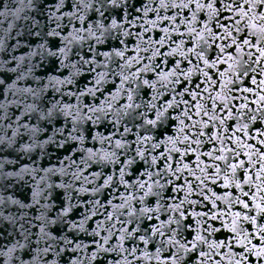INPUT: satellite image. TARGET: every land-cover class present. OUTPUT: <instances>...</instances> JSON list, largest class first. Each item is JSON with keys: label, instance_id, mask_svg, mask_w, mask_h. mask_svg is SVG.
Here are the masks:
<instances>
[{"label": "snow or ice", "instance_id": "6c2138e0", "mask_svg": "<svg viewBox=\"0 0 264 264\" xmlns=\"http://www.w3.org/2000/svg\"><path fill=\"white\" fill-rule=\"evenodd\" d=\"M153 3L155 7L142 3L141 8L136 9L138 13L143 11V16L137 19L144 20L148 27L142 25V31L135 34L139 41L134 49L136 55L127 58V41L121 39V36L133 35L125 30V25L131 24L127 14L124 17L112 16L107 26L104 23L109 19L105 13L121 8V0H75L68 3L55 0L49 4L48 21L56 22V28L45 33L48 37H60L57 29L63 30L59 23L63 18H68L69 24L77 20L83 25L88 20L86 13L91 11L99 19L87 27L74 26L73 31L63 38L66 41L64 46L57 47L56 51L40 44L41 52L33 55H62L65 60H70L72 49L69 45L89 38H94L100 45L105 43V38L117 40L124 48L94 52L91 60L81 57L70 65L75 70L74 75L81 74L83 65H92L87 71L94 73L92 87L79 94L67 93L75 97L76 104L49 100L50 107H40L43 91L53 88L59 92L57 85L73 82L68 78L60 80L50 75L49 83L38 89L20 88L17 81L24 80V75H18L10 84L0 79V95L5 97V101L0 102L3 119L9 120L7 113L13 104L18 109L23 105L21 115L28 119L32 113H38V120L44 122H51L54 114L57 117L63 115L66 120L71 118L72 131L68 139L81 144L89 137L93 141L92 147L82 149L85 154L81 156V163L85 167L99 163L120 165V157H126L123 166L117 169L118 179H114L115 172L112 175L93 173L94 177H105L103 184L93 189L94 193L117 183L128 194H121L120 204L107 200L113 212L107 213L106 219L111 221L115 217L120 225L119 236L115 245L105 247L114 233L108 229L109 235L103 237L101 243L96 239L99 233L94 229L92 243L97 247L88 257V264L106 253L119 256L108 264H264V131L257 129V136L253 137L256 144L243 138L249 135L250 125L264 121V78L258 79L264 77V0H153ZM65 7L71 10L64 12ZM172 10V15H161ZM149 13H155L156 19H145ZM160 22H167L170 27L159 28ZM210 24L215 27H210ZM157 28L155 39L151 36L144 39ZM82 33H87V36ZM36 35L40 36V33L36 32ZM52 47L56 45L53 43ZM165 47L169 49L167 52L162 51ZM89 52H93L91 45ZM96 56L107 59L98 62ZM13 59L23 61L24 57ZM109 62L115 67H111ZM60 64L69 67L63 61ZM7 71L16 72L17 69ZM109 76L118 79L119 84L113 83L106 89L103 86L108 83ZM201 77L202 82L197 83ZM248 80L255 87L239 88L240 83L247 84ZM237 89L255 95V100L249 102L245 95L242 97L244 103L234 110L231 101L235 97L231 93ZM17 93L24 99H7L8 94L16 96ZM29 95L34 98L32 103H26ZM81 97H91L92 103L83 102ZM193 115L206 119L194 120ZM16 120L19 121L20 116ZM86 124L102 126L107 134L97 131L92 135V128L83 127ZM6 127L11 129L12 124L9 122ZM21 128L31 133L32 143L22 144L20 151L31 152L41 146L38 134L42 129L38 124L31 127L17 124L11 137L6 133L0 137V145L12 147L17 137L22 138ZM117 135L119 139H115ZM132 136L135 139H130ZM96 142L110 145L111 149L101 147L94 151ZM207 146H211V150L199 151ZM193 154L196 156L195 167L183 163L185 159L191 160ZM241 155L247 157V163L239 159ZM202 156L211 163H205ZM138 162L139 166L133 168ZM10 163L12 161L0 163V176L6 178L37 172L27 165L19 172L2 171L4 165ZM72 163L75 164V160ZM127 168H133L136 179H126L129 176ZM41 170L49 174V178L57 171L53 168ZM59 171L63 172V169ZM197 171L200 175L196 174ZM184 172L192 179L183 177L181 174ZM73 176L80 179L78 173H73ZM44 180L45 177H41V181ZM220 181L222 191L217 194L213 188ZM56 187L67 188L69 185ZM236 190L240 195H235ZM193 195L200 199H193ZM41 199L46 197L37 184L32 190V203L11 200L20 209L39 205L35 209L38 214L34 217L38 222L34 226L39 228V232H31L32 221L24 219L23 215L4 217L13 224L17 220L23 221L19 224L18 234L27 243L14 239V242L0 247V264H57L45 257H59L66 250L70 256L68 264H82L76 253L79 249L87 250L88 245L81 243L70 249L72 241L50 227L65 222L72 206L63 207L56 218H51V205L41 204ZM89 203L93 206L92 216L96 215L94 209L97 206L105 207L99 200ZM237 205L239 209L232 211ZM92 216H85L79 223L71 222L70 229L86 231L85 222ZM26 224L30 227H25ZM217 234L223 235L224 239L213 238ZM33 235L36 237L34 242L31 240ZM41 241L44 242L43 247ZM126 242H130L131 247H126ZM18 250L23 252V256L17 255Z\"/></svg>", "mask_w": 264, "mask_h": 264}, {"label": "water", "instance_id": "95a60500", "mask_svg": "<svg viewBox=\"0 0 264 264\" xmlns=\"http://www.w3.org/2000/svg\"><path fill=\"white\" fill-rule=\"evenodd\" d=\"M68 2H75V0H66V3ZM53 3H55V0H0V79H4L7 84H10L12 81L16 80L18 75H24V80L17 81L18 86L20 88L32 87L34 89L41 88L44 84H48V77L50 75L57 76L60 80L68 78L73 81L71 84L66 83L64 85H57V87L60 88L59 92H56L53 88L45 89L41 94V99L43 101L40 105L41 108L50 107L51 105L48 103L49 100H52L53 102L59 100L65 103L76 104L77 101L75 97H70L67 93L73 92L79 94L80 91H86L87 88L93 86L94 73L87 71V69L92 65H83L81 74L77 76L74 75L75 70L71 68V64L77 63L81 57L91 60L94 52L111 51L113 47L124 48V45H120L117 40L105 38V43L100 45L96 43L94 38H89L69 45L72 49V52L69 53L70 60H65L62 55L58 57H50L46 53L33 55V53L41 52L38 47L40 44H45L46 48L51 47L53 51H56L57 47L64 46L66 41H64L63 38L68 36L69 32L73 31L74 26L77 28L87 27L89 23L99 19V17L91 11L86 13L88 20L84 22L83 25L77 20H73L72 23L69 24L68 18H63L59 21V23L62 24L63 30L57 29V31H60V37H48L45 33L56 28V22L49 23L48 21L47 6ZM142 3L147 4L149 7H155L153 0H121V8L113 10L110 13H105V15L109 17V19L104 21L106 26L110 24L112 16L118 15L119 17H124L125 14H127V20L131 21L130 25H125V30L133 33V35L130 37L121 36V39L127 41L128 52L126 53V58L127 56L136 55L134 49L136 43L139 41L136 39L135 34L142 31V25L144 27H148V25L144 24V20L137 19L138 16H143V11H140L139 13L136 11V9L141 8ZM69 10H71L69 7H65L63 9L64 12H68ZM173 11L174 10L162 12L161 15H172ZM181 18L182 16L177 18V23ZM145 19L154 20L156 19V15L155 13H149L148 17ZM166 26L170 27L167 22L159 23V28ZM210 27H215V25L210 24ZM159 28L153 29L144 37V39H147L149 36H151L152 39H155L156 32L159 31ZM180 30L183 31V26H181ZM36 32H39L40 36H37ZM115 34L116 33H114V35ZM82 35L87 36V33H82ZM97 35H99V33H97ZM173 38H175V34H173ZM184 39L187 41V35H185ZM46 41L48 43H46ZM53 43L56 47H52ZM89 45L92 46L93 52H89ZM168 50L169 49L167 47L162 49L163 52H167ZM141 54L150 55L151 53ZM13 57H24V60L20 61L13 59ZM95 59L98 62H103L106 61L107 58L103 56H96ZM113 59L119 58L113 57ZM61 61H63L64 64L69 65V67H62L60 64ZM109 63L111 64V62ZM18 64L19 68L17 67ZM111 67L114 68L115 64H111ZM184 67L187 68V65L185 64ZM201 67H203V65H201ZM7 69H17V71L11 72L7 71ZM261 78L264 77H258V79ZM244 79L247 80L248 78ZM193 80H195V76L193 77ZM202 80L203 77L200 78V81L196 82L200 83ZM113 83L118 85L119 80L109 76L108 83L103 87L106 89L111 88ZM203 86L206 85H202V87ZM246 86L255 87L251 85L250 80H248L247 84H239V88ZM177 88L179 89V86H177ZM213 95H215V93H213ZM231 95L235 97V99L231 101L234 110L238 108L240 104L244 103L242 97L245 95L248 96L249 102L255 100V95L251 93H242L238 89L232 92ZM97 96H99V93H97ZM99 98L103 99V97ZM185 98L190 99V97ZM7 99L23 100L24 97L19 93H17L16 96L8 94ZM33 99L34 98L29 95L26 103H32ZM81 100L85 103H92L91 97H88L87 99L81 97ZM4 101L5 97L0 95V102ZM22 109L23 105H21V108L19 109L14 104L10 105L7 113L9 120L3 119L4 112L0 110V137H3L5 133L11 137L12 130L16 129L17 124H28L29 127L33 124H38L42 129V131L38 134V140L41 146L34 148L31 152L20 151L22 144L32 143L31 133L25 132V130L21 128L19 131L22 134V138L17 137V142L12 147H9L7 144L0 145V163H3L4 161H12L10 164H5L2 171L19 172L21 168L27 165L29 169H37V172L35 174L21 173L20 176L6 178L0 176V200L4 201L3 203H0V247L8 245L10 241L14 242V239H19L21 243H27V241H24L18 234L20 231L19 224L23 221L17 220V222L13 224L10 221L5 220L4 217H21L23 215L24 219L32 221L33 226H31V232H39V228L34 226L38 224L34 217L38 214L35 209H38L39 205H35L33 208L20 209L18 205L11 203V200H19L26 204L32 203V190L37 184H39L43 189L44 196L46 197V199H41V204L51 205V218H56L63 207L68 205L72 206V211L65 218V222L50 225V227L54 229L55 232L66 236L68 240L72 241V244L69 246L70 249H75L76 245L81 243L88 245L87 250L79 249L76 253V255L81 259L82 264H88V257L91 256L92 252L95 251L97 247L92 243L93 237L91 234L94 229L99 233V235L96 236V239L101 243H103L102 238L109 235L108 229H111L114 233L111 242L105 245V247L115 245L116 237L119 236L120 225L115 217L111 221L106 219L107 213L113 212V208L107 204V200L111 199L113 204H120L122 202L120 199L121 194H128L125 192L123 186H120L117 183H113L111 187L101 189L100 192L94 193L93 189L99 188L100 185L103 184L105 177L97 178L93 176V173L103 172L105 175H112L113 172H115L116 174L114 179H118L119 172L117 169L120 166H123V161L126 157H120V165H105L104 163H99L92 164L91 167H85L81 163V156L85 154L82 149L92 147L93 141L89 137L83 144H81L79 141L68 139L69 133L72 131L71 118H67L66 120L63 115L57 117L54 114L51 122H44L38 120V113H32L31 119L22 116ZM17 116H20L19 121L16 120ZM193 119H206V117H197L193 115ZM9 122L12 124L11 129L6 127ZM83 127L92 128V135H95L97 131L107 134V130L102 126L86 124L83 125ZM58 129L60 131H57ZM257 129L264 131V121L257 122L255 125H250L249 135L243 138L248 143L256 144L257 140L253 139V137L257 136ZM174 130L175 129H173V131ZM73 134L75 135L77 133ZM238 135L243 136L242 133H239ZM50 137L51 140L49 141ZM119 138V135L115 137V139ZM130 139H135V137L132 136ZM45 141L48 142L45 143ZM101 147L109 150L111 149L110 145H101L99 142H96L94 151ZM193 147L196 146L193 145ZM209 150H211V146L199 149L200 152ZM181 151H183V148H181ZM201 159L205 163H211V161L206 157L202 156ZM239 159H243L247 163L246 156L241 155ZM73 160H75V164L72 163ZM183 163H188L190 167H195L196 156L193 154L191 156V160L185 159L183 160ZM138 166L139 162L138 165H133V168ZM45 168L56 169V174L50 176L49 178V174H46L41 170ZM133 168L126 169V172L129 174V176H126V179L129 177L131 180L136 179L135 174H133ZM60 169H63V172H60ZM251 170L252 169L249 168V171ZM73 173H78L80 175V179H75ZM196 174L200 175L198 171ZM181 175L185 178L192 179V177H188L187 172H184ZM41 177H45V180L41 181ZM144 179H147V177H144ZM182 182L183 181L181 180V183ZM221 183L222 181L218 182L216 187L213 188L214 191H217V194H220L222 191L220 188ZM49 184L53 185V187L49 188ZM60 184H66L69 185V187H56V185ZM209 186L212 187L210 181ZM81 189H87V191H82ZM229 191H232V189H229ZM180 195L182 197L183 193ZM235 195H240L238 190H236ZM192 198L200 199V197L196 195H193ZM95 200H99L105 205V207L101 208L97 206L94 209L96 211V215L92 216L91 210L93 206L89 203V201ZM239 207L240 206L237 205L234 209H232V211L238 210ZM105 209H107V211H105ZM85 216H92L90 220L85 222L84 226L86 231L82 232L70 229L69 225L71 222L79 223ZM124 218L125 217H121V219ZM98 224L101 225V227H97ZM113 225H115V227H113ZM216 225L219 226V221L216 222ZM25 227L30 226L26 224ZM213 238L224 239V236L217 234ZM35 239L36 237L33 235L31 240L34 242ZM43 246L44 242L41 241V247ZM125 246L131 247V243L126 242ZM141 247L144 246L141 244ZM17 255L23 256V252L18 250ZM45 259L49 261L55 260L57 264H68V260L70 259L69 251L66 250L59 257L50 255L45 257ZM116 259H119L117 253L101 254L97 256L96 260L92 261V264H108V261H114ZM129 259H131V257H129ZM152 264H155V262H152Z\"/></svg>", "mask_w": 264, "mask_h": 264}]
</instances>
